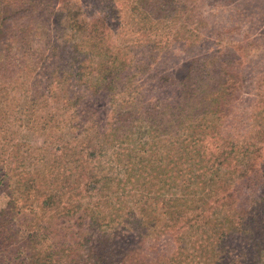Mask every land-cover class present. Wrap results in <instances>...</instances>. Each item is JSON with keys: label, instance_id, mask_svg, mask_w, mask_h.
Segmentation results:
<instances>
[{"label": "trees", "instance_id": "obj_1", "mask_svg": "<svg viewBox=\"0 0 264 264\" xmlns=\"http://www.w3.org/2000/svg\"><path fill=\"white\" fill-rule=\"evenodd\" d=\"M101 1L95 17L78 0H0V264H264V99L240 112L243 41L224 42L239 28L206 0ZM168 60L156 96L141 82ZM102 97L100 128L88 99Z\"/></svg>", "mask_w": 264, "mask_h": 264}, {"label": "rangeland", "instance_id": "obj_2", "mask_svg": "<svg viewBox=\"0 0 264 264\" xmlns=\"http://www.w3.org/2000/svg\"><path fill=\"white\" fill-rule=\"evenodd\" d=\"M78 1L82 4L84 11L88 15L90 16L94 15L95 17H99L108 6V5L104 6L101 0H78ZM204 4L206 5V8H208L209 15H213L211 16V18H214L217 21L221 20V21L228 22V23L223 24L225 29H229L230 27L234 26L232 24H235V26L239 28V31H234L233 33L232 32L226 33L224 42L225 41L234 42L238 40L243 41L241 43H238L240 44L241 49L236 51L237 54H240V57H239L240 60L237 61L235 56H232L231 60L234 61L233 65H235L236 68L239 67V72L241 74L243 73L247 74V76L246 75L244 76L245 82H244L243 88L239 91V94H238L239 100H243V102L239 103L240 106L242 105L240 108V112L243 110L244 113H248V114L250 112L252 113V108H255V106L257 108H260V105L258 104V102H256V100H258V95L264 99V91H261L262 90L261 88H264V75L262 74V72L260 71L259 73H255V75H253L255 76L254 81H252V72H256L258 70L264 71V66H261V65H259V67L252 68V64L255 63V61L253 60L252 54L259 49L264 51V20H263L264 11L262 12L259 6L255 7V8H258L259 10L251 7L247 11L241 10L240 13L233 15V17L231 16L232 17L231 18V17H228L227 14H221L219 10L218 11L214 10L213 8L215 7V3L213 0H206ZM90 16L88 18H90ZM256 21H257V25L254 26ZM253 32L259 34V40H260V45L257 48H255L254 51H252V46L247 44L245 40L246 36L248 35L252 36ZM257 39L258 38L255 39L256 42H257ZM250 42H252V37H251ZM210 48L214 49L216 48V46H213V44H207L205 42L203 43L202 49L199 52H194V54H199V55L204 54L212 50ZM258 60H260L259 57H258ZM160 63L162 64H159V65L148 64L147 65L148 72H149V75L147 76L148 79L146 81L141 82V84L144 83L146 85H151L150 90L156 96L158 94H165V93H164V89L157 85L155 75L157 74V76L159 77L160 75L164 73L173 72L177 68L176 64L172 63V61L170 60L161 61ZM243 67H244V70H243ZM260 80H262V84L259 85L258 81ZM88 101H90V105H91V107H89L88 110L89 111L93 110L94 112L97 113V117L95 119L96 121H98V124H100V126L98 127L101 128V127H104L101 125L104 124L105 120L107 119V117L109 116L111 112L112 103L115 101H116V104L122 103L123 97L116 96L113 102L110 101L109 98H105V97H102L99 100H93L89 98ZM16 103H19V100H17ZM18 111L21 112L20 108ZM2 112L4 116H6V112H7V116L2 120H5L6 118L20 117L19 113L14 107L4 108ZM55 112L57 111L55 110ZM256 112H257V109H256ZM57 113L59 114L60 112H57ZM18 119H21V117ZM6 126L9 130L8 131L9 136L12 138V140H14V142H20V134L25 132L24 130L25 123L20 124V123L13 122V123H7ZM236 127L237 126H234V128ZM248 127L249 126H246L244 123L240 124L239 126L241 130H246ZM253 137H254V134L252 132V139ZM252 142L258 143V139L255 138L253 139ZM262 239H264V236Z\"/></svg>", "mask_w": 264, "mask_h": 264}]
</instances>
